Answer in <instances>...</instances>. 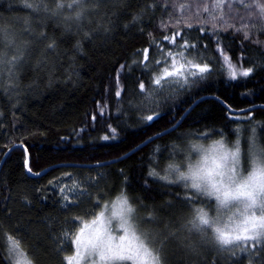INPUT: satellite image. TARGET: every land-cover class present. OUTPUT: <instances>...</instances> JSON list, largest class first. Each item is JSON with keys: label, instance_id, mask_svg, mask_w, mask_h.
<instances>
[{"label": "trees", "instance_id": "1", "mask_svg": "<svg viewBox=\"0 0 264 264\" xmlns=\"http://www.w3.org/2000/svg\"><path fill=\"white\" fill-rule=\"evenodd\" d=\"M190 1L83 0L82 8L54 15L55 5L46 4V11L40 0H0V26L15 42L4 51L8 59L10 50L20 56L11 65L15 75L4 74L6 85L0 84V162L17 145L28 151L33 174L123 157L30 178L24 152L11 151L0 169V264H10L9 237L19 239L34 264H65L75 247L63 234L74 238L94 218L89 213L121 193L141 213L164 221L179 212L185 226L191 205H204L186 203L192 192L153 179L151 170L161 173L174 151L201 136L232 144L241 134L264 149V110L231 115L220 103L235 111L264 106V19L255 7L264 0H204V7ZM77 12L80 19L67 27L64 17ZM181 52L209 71L156 85L172 60L168 53ZM249 68L248 76L239 74ZM197 101L174 131L131 153L172 128ZM239 244L211 239L196 253L167 256L168 264H264V240Z\"/></svg>", "mask_w": 264, "mask_h": 264}, {"label": "snow or ice", "instance_id": "2", "mask_svg": "<svg viewBox=\"0 0 264 264\" xmlns=\"http://www.w3.org/2000/svg\"><path fill=\"white\" fill-rule=\"evenodd\" d=\"M46 4L55 5L56 11L53 14L56 15L61 14V10L65 7L73 8V5H76L82 8L83 0H70V2L40 0V6L46 11L50 10L45 6ZM25 6L32 8L33 4L26 3ZM255 7L259 9L261 18L264 19V3L257 2ZM80 16L81 13L77 12L75 17L72 15L64 17L67 27H71V22L78 21ZM262 30H264V24H262ZM10 37V31L0 26V77L5 71L10 76L15 75L13 67L9 65L14 66V63H18L20 59L18 54L11 55L10 59L7 58L5 48L15 47L14 39ZM165 39L175 42L174 37ZM168 55L172 57V70L165 68L164 74L155 79L156 85H161L162 81L180 83L179 77L185 75L181 70L185 66L197 69L186 75L199 74L202 77L209 71L207 65L192 64L182 52L177 53L176 56L172 53ZM145 59H148L147 55ZM224 59L227 61L228 57L225 56ZM181 60L184 62L180 63ZM229 67L232 68V77L235 78L237 73L234 67L231 64ZM251 72L252 69L249 68L239 74L246 77ZM144 87V84L140 85L141 90H144ZM146 119L152 121L153 116H148ZM217 144L218 147H214L211 154L206 152L201 159L190 162L186 171L178 173L179 179L191 181L190 185L186 184L185 187L195 190L186 198V203L198 201L204 205L194 210V215L188 222L190 225L188 231L199 234L201 239L208 237L211 233L215 242L221 246L232 245L241 240L260 242L264 240V149H260L259 153L252 152L253 167L251 171H247L246 167L247 175H242L236 167L240 163L239 147L235 151H229L223 143L217 142ZM194 148L200 151V146H194ZM25 164L27 165V161ZM168 167L171 169L174 166L170 164ZM28 171L31 172V168H28ZM152 175L157 173L153 172ZM201 197H214L215 205ZM97 206H100L99 202ZM103 207L106 211L111 209L109 215L106 216L105 211H100L98 214L89 213L88 215H93L94 218L90 223L80 227L74 238L67 232L63 234L65 241H70L76 246L74 254L65 257V264H168L165 251L167 238L158 239V235L150 236L139 227L136 209L126 195L121 193L114 202ZM113 221L118 223V230L113 227ZM114 231H116L115 235ZM9 239L12 244L10 253L16 259V264H34L33 260L21 250L19 239L12 237ZM58 250L63 251L62 248Z\"/></svg>", "mask_w": 264, "mask_h": 264}, {"label": "rangeland", "instance_id": "3", "mask_svg": "<svg viewBox=\"0 0 264 264\" xmlns=\"http://www.w3.org/2000/svg\"><path fill=\"white\" fill-rule=\"evenodd\" d=\"M186 5H192V6H198V7H204V0H193L190 1ZM14 54V50H10ZM179 59V58H177ZM180 63H182L180 61ZM179 65H177L178 67ZM11 67V65H9ZM167 68L169 71L172 70V60L166 65L160 73L156 75V78L164 74V69ZM192 67L185 66L181 71L185 74L182 75L181 78H184L185 82L187 81L188 77L190 75H186L188 72L193 70L191 69ZM195 72V71H194ZM8 73L5 71L4 74ZM4 78V75L0 77V84H3L4 86L6 85V81H2ZM9 75L6 76L5 80H8ZM170 79V78H169ZM176 86V85H175ZM245 117V116H243ZM244 119H247L245 117ZM251 137V136H250ZM204 137L201 136L199 139L200 141L197 142H190L186 144L185 147H183L181 150H176L173 152L172 155V160H170L168 163L163 165L162 172L157 173V175H152L153 171L151 170V176L153 179L160 181L163 184L167 185H179L183 187V191L187 192H194V189H191L190 187H185L186 184L191 183V181H184L179 179L178 173L179 171H186L187 166L190 162H195L196 160H199L202 158L204 154H211V150L214 147H218L217 142L223 143L226 149L229 151H235L237 147L240 149V163L236 166L237 170L242 174V175H247V171H251L253 165L251 163V154L253 151H256L259 153L258 146L255 144L251 138H248L246 142L242 141V135L239 134L234 138L235 140L233 141L232 144H227L225 141H209L205 142ZM194 146H200V151L195 150ZM155 160L154 162H156ZM173 165V168H169V165ZM178 166V167H175ZM247 167V171H245V168ZM156 173V172H155ZM161 177H167L166 179H162ZM206 201H209L215 205V199L209 198V197H203ZM114 202V201H113ZM129 202L135 206L130 200ZM110 205V204H109ZM136 209V208H135ZM191 209V208H190ZM110 208L106 211L103 209L102 211H105V215L110 214ZM136 214L138 216V222H139V227L147 232L150 236L152 235H158V239L162 237H166V253L167 256L172 255L173 253L176 254H185L186 250L189 252H194L198 250V248L203 245L204 243H208L211 241V239L215 242L214 238L212 237L211 233L209 234L208 237L201 239L199 234L194 233V232H189L188 227H190L189 224L183 226V219L184 217L181 216V214L178 212L176 216L173 219H169L166 217L165 221L163 220V217L159 218L158 216L154 215L153 213H148V214H143L140 212V210L136 209ZM194 215V214H193ZM192 215V217H193ZM228 223V221H225ZM90 223V222H89ZM113 227L118 230L119 225L116 221H113ZM231 228V225H230ZM229 228V230H230ZM113 234H116V231L113 232ZM240 242H252V240H241V241H236L232 245H228L229 247H235L236 244H239ZM216 243V242H215ZM243 245V244H239ZM74 247H76L74 245ZM12 248L11 241L8 240V246H7V255H8V260L10 264H16V259L13 258V255L10 253V250ZM195 249V251H193Z\"/></svg>", "mask_w": 264, "mask_h": 264}, {"label": "water", "instance_id": "4", "mask_svg": "<svg viewBox=\"0 0 264 264\" xmlns=\"http://www.w3.org/2000/svg\"><path fill=\"white\" fill-rule=\"evenodd\" d=\"M204 99V98H203ZM199 101H201V99L199 100ZM199 101H197V102H195L182 116H181V118L179 119V121L172 127V128H170V129H168V130H166V131H163V132H161L160 134H157V135H154V136H152V137H150V138H148L145 142H143L141 145H139V146H137L134 150H132V152L131 153H133V152H135V151H137L138 149H140L141 147H143L144 145H146L147 143H149V142H151V141H154V140H156V139H158V138H160V137H162V136H164V135H166V134H168V133H170V132H172V131H174L177 127H178V125L183 121V119L186 117V115L188 114V112L197 104V103H199ZM219 101V100H218ZM220 103L225 107V109L231 114V115H242V114H246V113H249V112H251V111H254V110H258V109H262V110H264V106H260V105H256V106H252V107H250V108H247V109H244V110H239V111H235V110H232V109H230L226 104H224V103H222L221 101H220ZM15 149H21L23 152H24V155H25V161H27V165L25 164V171H26V173H27V175L30 177V178H39V177H41V176H43L45 173H47L50 169H53V168H57V167H85V168H93V167H101V166H105V165H109V164H112V163H115L116 161H120V160H122L123 159V157L122 158H120V159H115V160H111V161H109V162H105V163H99V164H94V165H91V166H83V165H75V164H63V165H57V166H54L53 168H47V169H45V170H43L42 172H40V173H38V174H33L32 172H29L28 171V168H30L29 167V154H28V151L26 150V148L24 147V146H22V145H17V146H14V147H12V148H10V150H8L5 154H4V156L2 157V160H1V162H0V169H1V167H2V165H3V163H4V161H5V159H6V157L8 156V154L11 152V151H13V150H15ZM126 157V156H125Z\"/></svg>", "mask_w": 264, "mask_h": 264}, {"label": "bare ground", "instance_id": "5", "mask_svg": "<svg viewBox=\"0 0 264 264\" xmlns=\"http://www.w3.org/2000/svg\"><path fill=\"white\" fill-rule=\"evenodd\" d=\"M202 199H204L203 197H201ZM200 207H197V205H191V209H190V213H191V215H193L194 214V210H196V209H199Z\"/></svg>", "mask_w": 264, "mask_h": 264}]
</instances>
